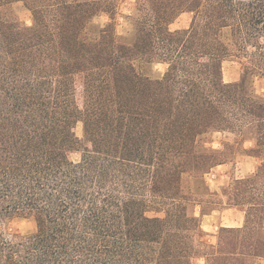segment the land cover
Here are the masks:
<instances>
[{
	"label": "trees",
	"instance_id": "1",
	"mask_svg": "<svg viewBox=\"0 0 264 264\" xmlns=\"http://www.w3.org/2000/svg\"><path fill=\"white\" fill-rule=\"evenodd\" d=\"M122 2L0 0V264H259L264 0H135L119 36ZM186 12L189 27L171 29ZM233 55L244 71L226 82ZM226 130L261 161L223 188L244 225L209 244L202 217L221 202L205 176L230 152L208 142ZM17 218L35 230L9 232Z\"/></svg>",
	"mask_w": 264,
	"mask_h": 264
},
{
	"label": "rangeland",
	"instance_id": "2",
	"mask_svg": "<svg viewBox=\"0 0 264 264\" xmlns=\"http://www.w3.org/2000/svg\"><path fill=\"white\" fill-rule=\"evenodd\" d=\"M135 0H123L119 14L116 16V30L119 36H125L131 34L134 30V25L130 19L133 9L135 8ZM21 19L30 24L32 23L31 14L27 11L20 13ZM104 21H108V16H103ZM192 20V14L189 12L180 15L171 25V29H180L189 27ZM245 56L233 55L228 57L223 63V74L226 82L239 81L244 71ZM161 71H164L166 65L158 64L155 67ZM78 101L80 105L83 104V81L82 77L78 79ZM256 91L258 93L264 92V79L257 78L255 82ZM76 133L79 137H83V123L78 122L76 126ZM208 146H213L221 151L230 152L226 158V162L219 164L213 168L205 176L206 184L212 193L219 194V201L221 203L216 204L214 210H211L209 214L212 216H203V238L209 244H217L219 232L225 227H241L245 222V207L238 205L228 207V202L232 201L223 192V188L233 186L235 180L244 179L249 174H253L255 171V165L259 164L261 158L256 156H250L245 158V146L251 147L253 141L245 140V136H242L239 132L232 131H218L215 132L209 139ZM81 157L80 152H75L73 158L79 160ZM263 158V156H262ZM247 175V176H245ZM222 198V201L221 199ZM207 208V206H205ZM225 208H229L228 210ZM209 209V208H207ZM191 211L196 215L201 216V206L192 205ZM36 223L33 219L29 218H17L12 220L7 230L9 232L17 234H28L34 231ZM259 264H264L262 260Z\"/></svg>",
	"mask_w": 264,
	"mask_h": 264
},
{
	"label": "crops",
	"instance_id": "3",
	"mask_svg": "<svg viewBox=\"0 0 264 264\" xmlns=\"http://www.w3.org/2000/svg\"><path fill=\"white\" fill-rule=\"evenodd\" d=\"M253 145H254V142L252 143V145H251V147H253ZM251 147H247V146H245V148L246 149H249V148H251ZM250 156H253V155H250V154H248L247 152H245V158H248V157H250ZM256 169H257V165H255V171H256ZM252 174V173H251ZM250 175V174H249ZM245 176H247V175H245ZM225 209H227V208H225ZM229 209V208H228ZM227 209V210H228ZM204 216H212V214H206V215H204ZM202 221H203V219H202Z\"/></svg>",
	"mask_w": 264,
	"mask_h": 264
}]
</instances>
